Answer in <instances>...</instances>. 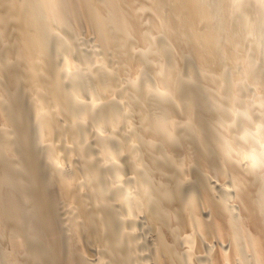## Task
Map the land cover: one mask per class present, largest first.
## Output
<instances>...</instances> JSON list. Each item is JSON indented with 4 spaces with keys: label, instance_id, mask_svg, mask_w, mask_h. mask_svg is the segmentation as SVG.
<instances>
[{
    "label": "bare ground",
    "instance_id": "bare-ground-1",
    "mask_svg": "<svg viewBox=\"0 0 264 264\" xmlns=\"http://www.w3.org/2000/svg\"><path fill=\"white\" fill-rule=\"evenodd\" d=\"M258 22L264 28V0H0V162L13 173L20 156L31 166L23 182L1 166L0 241L12 244L6 264H23L18 201L25 193L38 199L32 185L40 183L41 157L49 182L41 217L56 229L49 238L64 246L66 264H151L139 224L152 232L158 264H195L197 247L209 264H264ZM84 29L93 38L88 48L79 39ZM12 89L29 115L20 106L10 113ZM19 121L40 151L30 152ZM213 138L217 166L207 147ZM194 170L199 184L190 185ZM17 191L25 192L18 201ZM31 250L33 261L56 264L52 244Z\"/></svg>",
    "mask_w": 264,
    "mask_h": 264
},
{
    "label": "rangeland",
    "instance_id": "rangeland-1",
    "mask_svg": "<svg viewBox=\"0 0 264 264\" xmlns=\"http://www.w3.org/2000/svg\"><path fill=\"white\" fill-rule=\"evenodd\" d=\"M254 31L256 32V34L258 35V37L260 39L263 38V40H264V28L262 27V23L261 22H258L254 26ZM79 39H81V42L84 44V47L88 48V47L92 46V39L93 38L91 37L90 33L87 30L84 29L82 31V33L79 36ZM156 47H157L156 49L159 50V46H158L157 43H156ZM252 54H253V52H251V57H252ZM188 58L190 60V57H188ZM254 59H256V56L254 57ZM254 69H255V72H257L258 74H261V76L264 77V68L260 65V62H259L258 59H256ZM181 71H182V73L184 75H188L189 72H190V70H188V69H186V70L185 69H181ZM231 71L232 70H229L228 72H231ZM10 88L11 87H9V89ZM12 90H13V93H14L15 97L10 103V109H9L10 113L12 115H14L15 108L17 106H20V107L24 108L26 114L29 115L30 112L27 109L25 99L23 98L21 92L20 91H15L14 89H12ZM82 91H83V94H85L84 88L82 89ZM159 104L163 105L164 103L163 102H159ZM199 108H202V109H199V110H200V112H203L204 111L203 109H205L204 108V103H199ZM263 122H264V120H263ZM14 125L16 126L17 130L23 135V137L25 136L24 139H26V141L28 142L27 145L29 147L30 152L34 153L36 150L40 151L39 145H38V142H37V136L25 133L22 121L15 122ZM201 127L204 128V129L202 128L203 129L202 130V134L204 136H207V128L205 126H203V125ZM13 136H14V134H13ZM14 138H15V136H14ZM207 147H208V149L210 151V154L212 155V162L215 164V166H217V164L219 163V156L221 154H220L219 149H217L215 138H213L212 141H209V143L207 144ZM252 148H253L254 151H257L258 150L257 144H254L252 146ZM193 154H195V151H193ZM177 156L178 155L175 154V157H177ZM0 161H1V158H0ZM19 163H21L20 169H17V171L14 170L15 173H13V172H11V171H13L12 167H10L8 165V168L11 170L10 171L7 167H5L3 165V163L0 162V172L4 170L3 168H6V170L8 169L7 172L9 173L10 176H12V174H13V177H16L17 182H23V180H27V179H26V176H24L22 174V172L24 174L28 173V171L31 168V166L29 165V160L26 159V158H23L21 156H20V162ZM39 163L41 164V168L39 170L40 183H34L32 185V187L34 189V192H35V194L37 196V197L36 196L35 197L38 198V199H35V201H34V200H32V197H29V195L27 193L24 192L26 194L25 195L24 193H20L19 191L16 192V194L19 193L18 194L19 196L16 195V197L18 198L17 201L19 200L20 196H21L20 199H23L24 197L26 198V199L24 198L23 201L22 200L18 201L19 209H21L20 210V213H21V224H22L21 227H23V229L25 231V233L23 234L24 236L22 235V238L24 239V243H25V247H24V251L25 252L23 251L22 254L19 256V258H21L20 260L22 261L23 264H46L45 260H44V258L42 256H38V258H36L35 261H33V259H30L31 251H33L31 249H34V251L39 254L41 252L42 248L46 250V246H49V245L52 244L54 246V250H53L52 253H50V257L53 258L56 261L55 262L56 264H66V261L64 259L63 248H62L63 245L62 246L58 245L55 242L51 243L50 238H49V234L52 233L53 230H54V233H55L56 229H54L53 227H51L49 225L47 226L43 222L42 217H41V215H42V213L44 211V208L41 207V205L39 203L41 201H43L47 197L49 182H48V179H47L48 170L43 164V158L42 157L39 158ZM123 163H124V165H126L125 164V160L123 161ZM124 174H126V176L130 175V174H132V171L125 166ZM191 177H192V181L189 183L190 185L199 184V178H198L199 174H198L197 170L192 171ZM214 178H215L216 181H221V182H223V179H224L223 176L221 175V173H219V172H214ZM231 180L232 179L230 177V182H231ZM156 181H157V177H156L155 174H153L150 184H156ZM188 187H189V185H186V186L182 187V189H181L182 195H184V196L187 195ZM22 195H25V196L22 197ZM28 198H29V201L27 200ZM227 201H228L229 204L233 203V197L229 196L227 198ZM28 202L30 203L29 205H28ZM20 205H23V206H21L22 208H20ZM26 205H28V206H26ZM38 205H39V207H38ZM171 206L172 205L169 202L168 203H164L163 202V204H162V208H165V209H169V208H171ZM29 207H30V209H28ZM34 209H37V212L33 216V218L31 219V217H30L28 212H30L31 210H34ZM25 210H26V212H25ZM23 212L25 214H27V215H25ZM23 215H25V216H23ZM141 215L143 216V219L146 220V212H142ZM57 217H58V219H60L61 215L57 214ZM30 224H32L31 225V230L33 232H35L36 240H33L34 242L29 238V236L27 234L28 231L30 230ZM4 225H5V222L2 224V226H4ZM122 226L126 227L127 225L123 224ZM4 228H6V227H4ZM161 230L163 231V227H161ZM137 231L139 233L140 240H141V242H142V244L144 246V252L148 255V260L150 261L151 264H158V261L153 256H151V248H152L151 245H152V243H151L150 238L152 236V232H150L148 229H146L141 224H139L137 226ZM180 231L183 232V228H181ZM15 237L16 236H14L13 238L15 239ZM175 238L176 239H172L171 240V243H173L175 246H178V242L176 241L177 240V236H175ZM27 239H29L31 241H28ZM206 243L207 244L210 243V244L213 245V243L211 242V238H207ZM215 243L216 244L214 246H217V242H215ZM227 244L230 245L229 243H227ZM6 245H8V247H9L12 244H6V243H4V242L2 243L0 241V264H6L11 259V253H10L9 250H7L8 247ZM218 245L221 246L222 244H218ZM4 246H5V248H3ZM31 246H33V247H31ZM83 248H84L85 251L86 250L88 251L87 253H88V255L91 258L92 257L93 258L98 257L97 256L98 253H97V251L95 249H88L87 246H84ZM118 250H119V252L122 255H124V249H123L122 245H119ZM200 251L201 250L199 249V247H197L196 248V257H195V262L196 263L195 264H209V261L206 258L201 256L203 254V252H200ZM217 252H218V249L214 248V250H213L214 255ZM247 261H249V260H247ZM73 262L79 264L77 258H74ZM81 264H87V263L83 262Z\"/></svg>",
    "mask_w": 264,
    "mask_h": 264
}]
</instances>
